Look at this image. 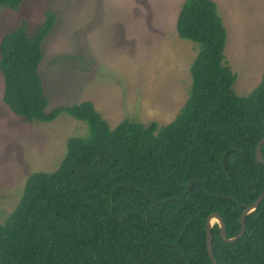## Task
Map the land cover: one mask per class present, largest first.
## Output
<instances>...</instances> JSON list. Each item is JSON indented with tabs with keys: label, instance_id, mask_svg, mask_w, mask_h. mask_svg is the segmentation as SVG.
Listing matches in <instances>:
<instances>
[{
	"label": "trees",
	"instance_id": "trees-1",
	"mask_svg": "<svg viewBox=\"0 0 264 264\" xmlns=\"http://www.w3.org/2000/svg\"><path fill=\"white\" fill-rule=\"evenodd\" d=\"M49 13L36 34L20 26L0 38L3 101L30 122L66 112L89 132L67 139L54 170L28 176L20 201L0 221V264H214L206 216L221 213L234 237L244 204L264 188V165L255 159L264 136V72L253 90L238 95L216 2L183 0L177 33L198 44L186 100L165 126L124 119L111 129L90 101L46 110L39 67L54 20ZM245 223L235 242L213 224L219 264H264V197Z\"/></svg>",
	"mask_w": 264,
	"mask_h": 264
},
{
	"label": "rangeland",
	"instance_id": "rangeland-1",
	"mask_svg": "<svg viewBox=\"0 0 264 264\" xmlns=\"http://www.w3.org/2000/svg\"><path fill=\"white\" fill-rule=\"evenodd\" d=\"M183 0H23L0 4V38L15 27L38 32L47 12L54 20L42 43L39 67L46 110L92 102L111 129L124 119L159 127L188 96L189 65L198 44L182 39L176 18ZM226 30L224 57L247 95L264 72V0H214ZM50 14V13H49ZM0 75V221L18 204L28 176L54 170L70 137L87 123L59 113L27 121L3 101ZM215 223V221L213 222Z\"/></svg>",
	"mask_w": 264,
	"mask_h": 264
},
{
	"label": "water",
	"instance_id": "water-1",
	"mask_svg": "<svg viewBox=\"0 0 264 264\" xmlns=\"http://www.w3.org/2000/svg\"><path fill=\"white\" fill-rule=\"evenodd\" d=\"M264 143V136H262L258 142L256 143L255 146V159L256 162H262L264 165V155L261 151V145ZM196 177L189 178L187 180V186H190L195 181ZM264 197V188L263 190L256 196V198L250 202V203H245L244 208L242 209L240 213V223H241V229L239 233L234 236V237H228L227 232H226V223L224 221V217L222 216L221 213L212 211L206 216V222H205V231H206V248H207V253L208 256L210 257L211 261H213L214 264H219L214 251H212V226L213 222H218L220 226V234L223 237V239L227 242H235L239 238H241L244 234V231L246 229V223H245V215L253 210L258 206L259 202L262 200Z\"/></svg>",
	"mask_w": 264,
	"mask_h": 264
}]
</instances>
